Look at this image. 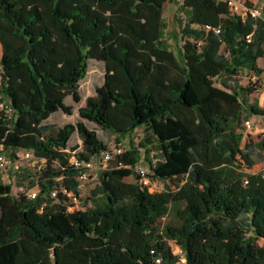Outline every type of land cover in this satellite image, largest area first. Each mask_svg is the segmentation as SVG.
<instances>
[{
	"label": "trees",
	"instance_id": "1",
	"mask_svg": "<svg viewBox=\"0 0 264 264\" xmlns=\"http://www.w3.org/2000/svg\"><path fill=\"white\" fill-rule=\"evenodd\" d=\"M173 2L0 0V146L12 159L31 151L45 161L35 199L0 182V250L14 246L11 264H174L169 240L187 264H264V172L247 171L264 161V139L243 147L244 114L264 118V109L241 100L260 85L214 83L263 74L264 20L244 21L220 0H186L177 53L163 30ZM91 62L104 65L103 84L75 125L55 129L52 116L73 115L68 98L82 101ZM85 122L124 139L144 128L146 138L106 169L109 149ZM75 134L82 146L71 152ZM150 146L160 154L155 165L146 159L153 178L186 181L183 189L140 185L135 167ZM73 153L100 170L95 207L81 212L70 210L84 172ZM172 211L178 224L153 229Z\"/></svg>",
	"mask_w": 264,
	"mask_h": 264
},
{
	"label": "rangeland",
	"instance_id": "2",
	"mask_svg": "<svg viewBox=\"0 0 264 264\" xmlns=\"http://www.w3.org/2000/svg\"><path fill=\"white\" fill-rule=\"evenodd\" d=\"M260 4L264 8V0L260 1ZM183 21L186 22V16L184 13L180 11V6L177 3L173 2L169 5H166L163 24L165 28L164 34L167 43L171 46V49L175 52H179L178 50L184 45L185 40L182 39L179 30V23ZM2 57V48L0 45V62ZM260 67L264 71V60L259 62ZM2 73L0 66V75ZM105 75V68L102 63L99 62H91L90 68L87 76L80 84V93L82 95V101L79 104H74L72 98H68L67 104L74 107V112L72 116H68L64 113H57L52 116L48 120V124L53 125L55 129H60L65 125L72 124L75 125L79 120L78 110L85 105L86 99L88 97L95 95V89L98 86L103 84V78ZM253 75L248 72H241L237 76H221L220 78L214 79V83L216 86L220 88L228 87L231 91H239V89L252 87L250 79ZM264 82V77L259 80V85L257 87V91L252 95L243 94L241 96V100L247 103H256L260 106V108L264 109V88L261 87V84ZM2 110V107H0ZM245 122L243 123V127H245L243 131L244 139H243V147L246 144H258L264 139V118L258 116H249L247 113L244 114ZM89 129L95 130L98 136L106 143L109 151L114 153L115 150H121L123 153L130 151L132 148L140 147V144L146 138V134L144 132V128L137 129L134 133L128 136L126 139L120 138L114 134L103 131L98 128L94 124L89 122H85ZM82 142L79 139V136L75 134L68 146L69 151H73L76 147H81ZM142 153V161L138 165L142 166L144 169L149 170L148 162L146 159H150L153 161V164H157L159 162V151L156 150L153 146H150L147 150L141 149ZM10 157L9 154H7ZM264 156V153H263ZM253 169V174H259L264 172V161L258 162ZM106 169H113L116 166L115 159L110 162H104ZM45 167V163H41L38 161L25 162L20 171H0V182L6 185L12 186V195L15 197H20L21 195H28L33 191H38L37 187V175L41 171L42 168ZM151 172V171H150ZM99 173L100 170L95 168L91 170L88 174V178L81 182L80 186V196L77 199H74L73 206L80 211H86L88 209H92L95 207L94 198L92 196V191L96 189L99 184ZM153 176V173L151 172ZM136 175L127 179V182H134L136 180ZM173 182V181H172ZM155 184L159 189L161 187H171L173 184L165 183L160 178L155 180ZM185 183L179 186L180 189L184 187ZM98 200V199H97ZM99 201V200H98ZM77 212V211H76ZM178 221L176 219L175 212L170 213L168 216H165L159 220H157L153 224V229L161 232L168 225H176ZM170 241V240H169ZM167 241L169 247L171 248L174 256L177 258L176 264H187L183 263L187 262L186 259H183L178 254V249L176 244L173 241ZM259 246L264 247V240H260L258 242ZM14 246H10L7 248H3L0 250V264H11L13 263L12 252ZM175 264V263H174Z\"/></svg>",
	"mask_w": 264,
	"mask_h": 264
},
{
	"label": "built area",
	"instance_id": "3",
	"mask_svg": "<svg viewBox=\"0 0 264 264\" xmlns=\"http://www.w3.org/2000/svg\"><path fill=\"white\" fill-rule=\"evenodd\" d=\"M186 0H175V3L177 5H183ZM223 1L227 4L229 12L233 16L240 17L242 20H247L249 18L252 19H263L264 20V8L260 4L261 0H220ZM209 31L210 28H207ZM215 33H220V29L214 30ZM250 82L252 85H257L259 83V79L256 75H253L250 79ZM261 87L264 88V82L261 84ZM123 152L121 150H115L114 153H111L110 151L105 154L104 156V162H110L115 159L116 163L118 162V157L122 154ZM32 161H38L41 163H45L44 160L35 157L34 153L31 151H21L16 153L15 158H10L7 156L5 153L3 147L0 146V171H14L18 172L21 170L23 164L25 162H32ZM71 164L75 166L77 169H84V172L82 173L80 177V183L88 178V174L91 170L95 169V165L93 163H86V162H81L76 156L75 153H73L71 157ZM106 164V163H105ZM249 174H253V169L247 170ZM135 172L139 177V183L142 187L148 190L150 194H156V193H161V192H166L167 189L172 190L173 192L181 190L179 186L183 184V182L186 184V181H183L181 184H175L172 181H164L165 183H172L173 186L165 188L161 187V189L158 188V186L155 184V180L153 176L151 175V172L149 170L144 169L142 166L137 165L135 167ZM60 180V179H59ZM248 183V182H246ZM185 186V185H184ZM184 188V187H183ZM182 188V189H183ZM37 196V192L33 191L30 194H28V197L30 199H35ZM53 196H56V193L53 194ZM70 197L72 198V203L75 198L73 195ZM71 211H77L79 212L75 206L72 205V208L70 209ZM81 212V211H80ZM173 241V240H171ZM170 242V241H169ZM176 244V247L178 249V254L181 256L183 259H186V255L184 250L177 245L175 241H173ZM173 253V252H172ZM174 255V253H173ZM183 263H187L182 261ZM178 263L177 261L175 264ZM155 264H166L163 259L157 258L155 259Z\"/></svg>",
	"mask_w": 264,
	"mask_h": 264
},
{
	"label": "crops",
	"instance_id": "4",
	"mask_svg": "<svg viewBox=\"0 0 264 264\" xmlns=\"http://www.w3.org/2000/svg\"><path fill=\"white\" fill-rule=\"evenodd\" d=\"M260 64V63H259ZM260 66V65H259ZM252 75H254V74H252ZM257 76V75H256ZM258 77V79L260 80V79H262L263 77H264V72H263V74L261 75V76H257Z\"/></svg>",
	"mask_w": 264,
	"mask_h": 264
}]
</instances>
